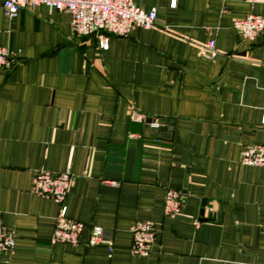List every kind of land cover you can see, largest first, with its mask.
I'll list each match as a JSON object with an SVG mask.
<instances>
[{
    "label": "crops",
    "instance_id": "0c3cea01",
    "mask_svg": "<svg viewBox=\"0 0 264 264\" xmlns=\"http://www.w3.org/2000/svg\"><path fill=\"white\" fill-rule=\"evenodd\" d=\"M132 1L155 9V25L100 48L68 13L9 18L0 0V47L16 61L0 67V226L15 235L0 264H264V168L240 163L264 145V31L246 41L233 28L264 4ZM209 40L213 59L199 55ZM39 171L72 176L78 245L50 244L59 206L32 193ZM168 189L185 193L174 216ZM138 221L155 224L145 256L130 251ZM92 226L111 252L88 245Z\"/></svg>",
    "mask_w": 264,
    "mask_h": 264
},
{
    "label": "built area",
    "instance_id": "2783aa9c",
    "mask_svg": "<svg viewBox=\"0 0 264 264\" xmlns=\"http://www.w3.org/2000/svg\"><path fill=\"white\" fill-rule=\"evenodd\" d=\"M250 5L264 4V0H242ZM4 14L9 18L18 15L21 9H34L44 5L49 11L68 13L71 25L78 36L95 35L99 39L100 48L106 47L107 36L124 37L133 29H149L157 20L155 9L144 11L132 0H1ZM174 5V0L172 1ZM234 30L243 40L255 41L264 31V14L251 13L233 22ZM199 55L213 59L218 55L216 43L209 40L199 47ZM16 65L15 55L0 47V67L12 68ZM131 121L143 122L146 117L131 112ZM152 124L158 126L155 119ZM240 163L244 166L264 168V145L246 148L240 154ZM72 176L69 173H52L39 171L34 174L31 191L36 196L52 201L59 206L55 219L50 244H68L76 246L84 225L72 220L67 215L64 203ZM185 193L176 189H168L164 196L163 211L165 215L174 216L180 213ZM195 226L199 222L194 223ZM133 255L145 256L151 253L155 239V224L152 221H138L130 227ZM15 244L13 231L0 226V253H11ZM89 246L107 245L112 251V243L105 240L104 230L100 226H92L88 239Z\"/></svg>",
    "mask_w": 264,
    "mask_h": 264
},
{
    "label": "water",
    "instance_id": "95a60500",
    "mask_svg": "<svg viewBox=\"0 0 264 264\" xmlns=\"http://www.w3.org/2000/svg\"><path fill=\"white\" fill-rule=\"evenodd\" d=\"M201 216H203V210L201 211ZM202 218H203V217H202ZM202 220H206V221H208V220H212V219L207 218V219H202Z\"/></svg>",
    "mask_w": 264,
    "mask_h": 264
}]
</instances>
